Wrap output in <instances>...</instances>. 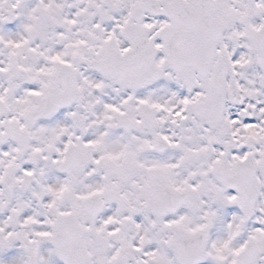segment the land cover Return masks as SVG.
Masks as SVG:
<instances>
[{
    "label": "snow or ice",
    "instance_id": "1",
    "mask_svg": "<svg viewBox=\"0 0 264 264\" xmlns=\"http://www.w3.org/2000/svg\"><path fill=\"white\" fill-rule=\"evenodd\" d=\"M0 264H264V0H0Z\"/></svg>",
    "mask_w": 264,
    "mask_h": 264
}]
</instances>
